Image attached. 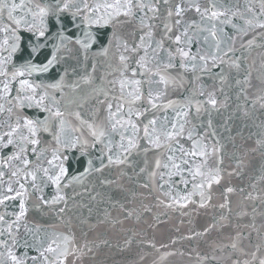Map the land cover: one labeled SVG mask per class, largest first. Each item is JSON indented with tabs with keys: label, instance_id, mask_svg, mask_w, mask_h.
<instances>
[{
	"label": "snow or ice",
	"instance_id": "snow-or-ice-1",
	"mask_svg": "<svg viewBox=\"0 0 264 264\" xmlns=\"http://www.w3.org/2000/svg\"><path fill=\"white\" fill-rule=\"evenodd\" d=\"M190 205L199 264H264V0H0V264H106L101 227Z\"/></svg>",
	"mask_w": 264,
	"mask_h": 264
},
{
	"label": "water",
	"instance_id": "water-1",
	"mask_svg": "<svg viewBox=\"0 0 264 264\" xmlns=\"http://www.w3.org/2000/svg\"><path fill=\"white\" fill-rule=\"evenodd\" d=\"M255 55L254 52L253 56ZM77 167L75 161L70 162L73 171ZM247 183V175L243 178L226 176L222 185L215 188L213 203L222 202L221 193L225 186L240 187ZM232 199L235 201L239 196L234 195ZM195 209V205H190L183 210L186 214H182L179 209L153 206L152 212L141 215L140 219L134 216L125 221L123 230L121 226H117L105 232L104 227H101L99 231L110 239L113 247L102 249L99 259L106 261V264H199V257L211 253L210 246L221 239V233L212 230L202 236L196 235L203 233L204 229L213 223L219 210ZM113 215H117L116 210ZM257 223H260L259 218ZM252 235L255 240L256 234L253 232ZM128 238H131L132 242L125 245L124 241Z\"/></svg>",
	"mask_w": 264,
	"mask_h": 264
}]
</instances>
